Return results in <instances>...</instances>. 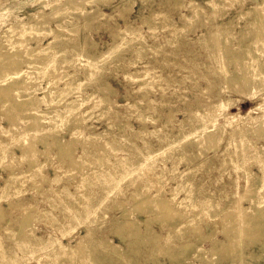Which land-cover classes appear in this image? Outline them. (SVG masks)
Instances as JSON below:
<instances>
[{"label":"rangeland","instance_id":"374dc122","mask_svg":"<svg viewBox=\"0 0 264 264\" xmlns=\"http://www.w3.org/2000/svg\"><path fill=\"white\" fill-rule=\"evenodd\" d=\"M34 1L35 0H0V41L5 38L4 34L7 35L9 27L11 26L9 24L14 25L19 20L28 22L30 20V15L43 9L45 14H49L50 9H48L46 6H40V4L38 3L35 4L36 2ZM46 1L51 2L53 0ZM93 1V3L84 4V9L89 11L87 22L84 20L83 15L77 14L68 15V17L63 20L48 19L49 27L56 28L59 24H61L64 30V34L66 35V39H64L62 42H59L60 44L58 43L59 49L57 50V52L55 51V54H57L58 56L61 55L62 57V59L61 57L60 59L57 58L58 60H60V63L58 65L61 69L59 68L56 70H60L56 73V76L64 73L67 74L69 72L73 73L75 71L74 69H76L77 67H73L72 65L78 66V63H80L79 59L83 58V51L88 52L89 54L98 55L99 58L105 56V54L109 55V57H105V59H107L106 62L100 63L98 65V70L96 71L94 78L89 79L87 82H84L82 85H80V87L76 88V92L74 91L72 93L70 92L69 94H66L62 100V103L60 104V106H62V104H65L66 101L75 99L76 101H79L81 103V105H79V113H83V115L86 114V116L82 115L83 119L78 123L72 120L65 125H62L61 127H59V129H57L60 131H58L57 133L55 132V134L59 138L62 137L63 139L67 138L70 140L72 137L71 132L77 128V130L83 131L81 133L82 136H94V140L88 139V141H85L86 138L84 137H75V154L77 153L80 156H78L76 159L79 163H87V158L90 159L95 157L104 159V161L108 159L109 165L110 160L115 157L118 158L122 155L125 156V154L127 153H131L132 155H130L129 157L131 159V162L121 164L120 166H118V163L112 162V164L118 166L116 168H113L112 164H110L109 166L95 165V163L88 164V166L84 165L87 168L86 172L83 169L85 172L84 174V172L81 173V169L84 167H79L80 169L78 170V166H65V163L59 161L58 157H53L51 159L48 153H56L58 151V146L52 142V144L49 145L48 153L46 154V144L42 141H48V138H46V135L43 134L44 131L35 132L36 134L33 133L34 136H37V138H35L36 152L33 153L35 154V156L33 155V157H31L32 154H28L25 155L22 160H25L23 163H26V160L28 158L31 157L34 160L36 158V165H38L37 169H34L33 175H29L27 173L28 175L26 176L25 174H22V180H16L17 186L15 184V186L10 187L11 189L9 188L8 193L5 197V199L7 200H0V205L3 206L5 210L9 209V212L11 211L10 214H15L6 216L4 221L17 216L19 218L30 217V221L33 223L30 222V225L28 226H30V228H35V232L37 234H48L51 231L58 235L60 233L59 229L65 228L64 231L67 238L65 237L62 240L63 242L68 244H74L75 239L79 234H85L84 226H86V224L88 223H91L94 227L97 226V228L94 230L95 234H93V238H95V241H99L101 240V237L107 236L106 239L110 242L111 245H118L125 251H123V255L118 252L111 253L112 260H114V262H112L113 264H264V194L263 197H261L262 195H258L257 197L255 196L256 200L255 204L253 205V209L251 207V200L247 199L249 197L248 194L250 193L249 190H251L252 188V180H254L257 175H261V170L259 169V165H257L256 160L258 151H264V128L262 127V129L258 131L260 129L258 127L261 123H263L264 119L262 117H259V121L252 122L253 124L246 123L245 121L253 116V114L248 113L253 109H251L249 102L238 101L237 99H234L237 100L235 103L236 105L234 104L230 106L227 111L230 115H236L235 117H213L214 123H208V125L205 126L209 131L207 133H203L204 135L201 133L202 130L199 131V129H193L195 131L190 133L188 129V127L192 129L199 123L204 124L210 119L212 120V117L210 116H213V113L217 112V109L213 107H215L219 103V101L221 102V97H223V95L227 96V98L229 99V90H231L232 87H239L243 84L241 86L243 87V89L239 90L243 91L245 90L244 88L247 85L248 87H251V84L255 82V79L252 80L251 77H254V74H256L255 76H257L260 69L256 68L258 67L257 64H255L253 68L251 66V70L250 68H247L249 67L248 65L250 64V62H248L249 64L245 62L247 59L249 60L251 58V55H249L248 50H245V48H247L248 46L250 48H254L255 44L258 43L260 45L263 44L262 39L264 38V35L261 34L264 32V19L263 21L261 20V22L255 24L253 22L250 23L251 18L255 16V12L251 11L249 13H246L245 11L249 7L251 8L256 3H264V0H233L231 2H226L225 0H196L201 4L200 11L202 13V16H191L188 21L183 20L184 18L182 14H190V11L184 6H180L176 0ZM128 1L133 2V9L128 16L129 24L126 25L123 19L117 16V12L119 8L123 7V4ZM239 3L241 5H239ZM150 12H153L154 16L157 18L167 17V24L164 25V23H159L150 26H148L147 24H143L137 28L136 26L139 25L142 19L148 16ZM100 13L110 15L111 19L107 20L104 17L99 16L98 14ZM245 13L246 15H243ZM45 18L47 19L48 17H46L45 15L44 19ZM115 21L118 23V26L120 28L125 30L124 36L114 38L111 35V26H115ZM253 24L254 26L256 25V28L253 26ZM257 24H259L260 26H258L262 28H260L259 30L261 31L260 34L256 33L258 29ZM132 26H135V28ZM171 27L173 28V31L170 30ZM222 30L230 32L231 34L230 41L227 45L225 44V42L223 43L224 31ZM221 32L223 33V36ZM220 33L221 42H218L217 40L220 39H217L219 38L217 37V35L219 36ZM258 36L262 38H260V41L258 39ZM19 37L20 35L16 36V38H18L20 41L21 39ZM254 37L259 42L255 40ZM29 38V40L23 42L22 46L17 48L18 51L17 49L15 51H11V54L15 55L13 58L17 61H20V63L23 64H20V67L24 69L26 68V65L22 60H27L26 51L31 47H37L39 42L40 44L45 45L52 37L44 38L41 36V34H35L34 36H30ZM62 48L67 51L62 53ZM79 48L81 49L82 53H80ZM218 48L220 49V51H218ZM222 48L227 51H224ZM74 50L75 52L77 51L76 53H74V57L75 54L79 55L78 57L74 58L75 60H73L72 52ZM76 58L78 59L76 60ZM85 59L88 60L86 56L84 60ZM96 60H98V58H96L95 61ZM220 60L222 62H220ZM2 62L4 64V61H1L0 64H2ZM223 63H225L226 65H224ZM78 71L80 72V70ZM242 71L244 73V76ZM153 73L158 75L157 80L153 82L146 81L145 84L141 83L142 80H145L144 78H149ZM237 75H241L243 78H238ZM247 75L250 76L251 81H249V77ZM224 77H226V79ZM232 77L233 79L231 80ZM244 77L248 78V80ZM82 78L84 79L85 77L82 76ZM234 78H236V80ZM229 81L230 84H228ZM239 81L241 84L239 83ZM248 81L250 84L248 83ZM36 83H34L35 85L33 84L32 86H38L37 95L41 96L44 93V89L46 90L45 87L47 84V80H45L44 77V79H39ZM237 83L240 85H238ZM106 84H109L113 88L114 93H108V98L112 100V104H108V109L104 111L103 105L100 107L97 105L98 103H100L98 102L100 95L105 92L101 89ZM224 85H226L225 87L229 86L227 87L229 89L226 88V90H224ZM222 86L224 89L222 88ZM221 92H223V94H221ZM217 95L222 96H219V98ZM225 96L223 97V99L225 98ZM147 100L148 102H146ZM133 102H135L134 110L136 112H131L130 114L127 112L125 107L128 104H133ZM161 102H163L164 105L162 104L160 106L159 103ZM148 103L151 104L152 108L150 107L151 109H149L146 114L147 116H149L148 118L150 120L154 121L152 123L150 120H148V123L144 124L147 127L146 130L151 131V133L143 134L139 132L142 131L141 121L140 119H138L139 115L141 114L139 109L143 106L145 107ZM117 104L119 106H117ZM154 105L159 106H155V108H153ZM111 107L116 108V110L120 112V115L115 116L113 114H110L112 109ZM37 108L41 112L45 113L44 116H46V114H48V112L52 110L51 108H47L44 105V102L39 103L37 105ZM212 108L216 110H213ZM261 108H264L263 103L260 106L254 108V111L259 113ZM210 110H212L210 112L212 115L209 113ZM4 111L5 110L0 109V112H3L2 114L0 113V117H2L0 118V126L8 125V129H10V121L7 118L8 116L5 117L6 112L4 113ZM189 112L194 116L202 115L203 117H194V121V118ZM247 113L248 118L237 117V115L239 116L241 114ZM22 114L28 117L29 113L27 114L26 112V114ZM22 114H20L19 112L18 115H13V117L16 116L14 119L15 122L19 124V126L24 125L26 121V117ZM168 115H170V117ZM171 115L173 116V120L171 119ZM189 116H191V118ZM191 119L194 122H192ZM167 120L169 121L167 122ZM179 121H181V125L183 124V126H185V134L187 136L185 137V139H182H188L187 142L184 143V146L181 148L175 145L174 149L167 151L169 154H165V152L164 155L154 153V155L156 154L155 156L159 157H156L155 164L147 167V170L144 172H138L140 175L138 173L128 175L130 172V170L128 171L129 165L132 164V161L137 162V160H139L137 158H139L140 155H143L141 157H143L144 160L146 158H150L149 153H151L153 150L158 153L161 144H165L168 141H171V138L165 139V137L161 138L162 141L161 139H157V135L159 133H154V128L157 127L159 129L158 132L176 133L178 131V128L180 127L178 124ZM43 124L44 127H50L49 123L46 121ZM225 125L227 126L226 129ZM56 128L54 130H56ZM238 128L242 130V132H238ZM10 131H12L11 133L13 135V138L20 137V139H24V135H18L23 134V132L25 134H30L24 129H22V131L20 132L15 130ZM210 131L213 133V136L220 141H214L215 139H213V136V138L211 139L209 136L212 135ZM236 131L238 134L236 133ZM193 133H196L195 135L201 137L205 135L209 136V138L207 139L203 138L204 140L198 139L197 142L202 144V150L200 151L199 148L196 147V142H193V138L191 137L192 135L194 136ZM27 134L26 137L28 138ZM97 136H99V138ZM115 136L116 138H113ZM130 136L132 137V139H126ZM0 137L4 140L8 139L9 141V138L5 136ZM166 137L169 136L166 135ZM13 138H11V141H13V143L9 142L11 146L9 148L7 146L6 155L3 156L2 162H0V184H3V176H7V174H9V172L13 169L14 172L20 169L19 167V169H17L16 166H14L13 168L9 165L11 164L10 161H13L12 157L17 158L22 152L19 146H17L15 138ZM182 139L178 140L179 143L183 142ZM211 140L213 141V144L211 143ZM129 141L131 143L130 145L133 144L134 146L131 149L133 153L129 152V150L127 152L123 151V148H126L124 147V144H127ZM206 141L209 144L206 143ZM94 144L101 145L102 148L105 147L104 150L107 151V154L105 153L106 155H104L103 153L98 152L97 155L95 152H93L92 155L90 149L95 148ZM210 146L215 147L216 150H213L215 148L212 149ZM208 147H210V149H207ZM86 148L87 153H90L89 155L84 154ZM224 149L226 151H230L231 155L225 158L227 161L226 163L223 162L222 164H220L219 160L223 159V152L221 153V151H225ZM243 149L247 150V157L246 155H242ZM111 153H113V155ZM64 157H66V155H64ZM67 158L69 159L68 155ZM231 159L235 162L234 166H229L230 162L228 161ZM188 161L189 163H187ZM191 161L192 164L190 163ZM187 164H189V166ZM194 165L195 168H193ZM103 166L107 171L111 169L112 172L110 171L103 173ZM166 166H169L171 168L167 169ZM228 166L229 169L227 171H224V169H226ZM26 167H28V165ZM73 167L75 168L73 169ZM91 167L94 168L92 169ZM190 168L193 169L186 174L187 179L185 176L184 180L182 178H178V175H182L186 170ZM242 168H246L245 170L247 172L243 171ZM97 170H100V172L98 171V174L96 173ZM119 172H122L120 174H123L124 176L127 175L128 177H124L123 180H116V182H113L112 175L116 178L118 177L116 173ZM105 174L107 175V179L104 178L106 177ZM92 175L96 176V178ZM156 175H158V177ZM167 175L171 177L169 178V176ZM44 178H46V180ZM50 178L54 179L51 181ZM43 179L45 182L43 181ZM192 179H198V181L195 182V184H189V182H192ZM36 181L37 184L35 183ZM32 182L34 185L36 184V186H34ZM67 182L68 184H71V189H69L74 191V194H77L76 199H78L79 201L83 200L80 206H77V202L75 203V197H71V195L66 192L68 191V189L65 190L64 188L63 191H60L61 189H58V186L66 185ZM102 183H104L105 185V188H102L103 191L100 187L95 191H91V189H93V186L96 185L97 187L99 185H102ZM179 183H183L181 184L182 187H179ZM196 184H201L200 187H198L199 190L195 191L196 193H198V195L199 192H202L203 195L205 193L208 196L211 195L215 197L219 203V206H225V209L231 208V210H233V208L235 207L236 209H234L233 211H231L232 213H230L232 214L231 217H229L228 215L229 218L225 217V219L222 216L225 213L223 211H220L217 215H213L211 218H209V216H199L198 219L195 220L196 223L192 222L186 226L180 224L181 221L183 222L186 219L184 218L183 220L181 217L180 222L176 221L173 229L170 231L169 229H167V232L166 228H163L160 224V215H158L157 217L159 220L158 222L156 221L157 219L155 220V217H151L152 221H155H151L152 223L149 222L150 224H148L147 217H149V215L153 216L154 212L145 213V210L137 211V208H141L142 205H146L153 209L154 204H158L157 198L160 196V190L161 194H163V190L161 188L162 186L164 190H167L166 196H169L168 191L170 187L176 185L173 189L175 193L174 201H176L177 199L183 198L184 192L180 190L181 188L183 189L187 186L192 187ZM32 185L34 187H32ZM79 185L81 186L82 190L80 189ZM37 186L39 187L36 188ZM155 186L156 190H154ZM35 189L40 190H37V192L35 191ZM49 190H56L57 192H59V194L56 195L54 191L52 192ZM101 192H105L106 196H101V194H99ZM53 194H55L54 196H59L60 200L62 201H60L59 198L54 197ZM145 194L146 196H152L150 198V201L147 197L150 203H148V201L146 203V200H143L144 203H142V205L140 204L136 206V211H134L135 209L132 210V217L139 221V229L142 231H145L146 227L149 226L151 231L157 232L162 235H164L165 233L169 234V241L171 242H168V244L166 240L161 239L158 242H149L147 233L144 232V239L145 241L147 240V243H134V245L132 246L127 244V241H131L132 243L135 241V237H130L125 242V240H123L118 234L121 232H119L118 230L117 221L125 219L122 216L123 210L132 208L137 204L138 200H140L141 202L142 199L146 197H144ZM98 197H102L104 199L102 204H99L97 202ZM19 199H27L28 201H26L28 202V204L23 207H13L10 206V204L8 206V200L15 202L19 201ZM155 200H157V203H155ZM171 200L172 201L171 203H169V205L171 206V208L173 207V210H176H174L175 212L183 213L184 210L186 212V210L188 209L182 206H178L177 204H175L173 199ZM36 201L37 203H35ZM29 202L31 204H29ZM92 203H94L93 206H91ZM122 204L124 205L121 206ZM30 205H35L33 206L35 209ZM75 206L77 207L76 210L74 209ZM11 207L13 211L11 210ZM246 207L250 210H245ZM16 209L17 211H15ZM46 209L48 210V213H46ZM30 210L32 212H30ZM242 210H244L245 214L242 212ZM253 210H255L256 212ZM235 211L238 212L237 216ZM247 212L250 213L247 214ZM25 213L26 215L24 216ZM29 214L35 217H31V215ZM182 215L185 216L186 213L181 214V216ZM54 216H56V219H54ZM92 216H100L102 218H100L98 222L92 221V219H90V222L89 217L91 218ZM57 218H62L59 220L60 223H69V225L63 226L60 225V223H56L55 221L58 220ZM34 219L36 220L33 221ZM205 219H207L208 221H206ZM237 220L239 224L237 223ZM53 222L54 224H52ZM196 224L199 227H197ZM14 226L18 227L17 225ZM195 227L201 230H197L194 232L193 229ZM28 228L29 227H27V229ZM7 235L8 233L2 231L0 228V238L4 236H6L7 238ZM197 236H202V242H200L201 245L199 243V247L204 257H198L199 255H201V253H198V251L196 250L188 253V256L186 257H184L185 255H183L181 259L174 258L172 256L174 255L173 252H175L176 254L177 252H180V250H176L181 244L186 245L191 242V239L193 241L194 237ZM194 240H197V238ZM225 243L232 244H230L232 247V250H230L231 252L229 250H219L217 252V255L211 253L212 246L218 248V246H224ZM169 248L177 249L170 251ZM186 248L187 247H184L183 251H186ZM48 251L49 249L47 247L46 250L38 251V249L33 246L31 248H28V251L25 255H21L22 258H27V260L23 263L21 261H17V263L39 264V261L36 260L37 258L40 260L45 259V263L48 264H63L64 262H66L65 258H61L60 260L59 258H55L49 263L50 259L47 258V256L49 255ZM122 256H127L126 258L128 259H122ZM6 261L7 259L1 260L0 258V263L11 264V262ZM93 263L110 264V262H107L106 260H104L103 262Z\"/></svg>","mask_w":264,"mask_h":264},{"label":"bare ground","instance_id":"6f19581e","mask_svg":"<svg viewBox=\"0 0 264 264\" xmlns=\"http://www.w3.org/2000/svg\"><path fill=\"white\" fill-rule=\"evenodd\" d=\"M176 1H177V3L180 6H184L185 8H187L190 11V14L191 15L190 14H185V13L182 14L183 15V18H184L183 20L188 21L191 16L192 17H195V16L196 17H201L202 16V13L200 11L201 4L198 1H196V0H176ZM225 1L226 2H231L233 0H225ZM34 2H36L35 4L38 3V4H40V6L41 5L42 6H46L48 9H50L49 14H45L44 11H43L44 9H43V10H40V11H38V12L30 15V18H29L30 20L28 22H24L22 20H19L14 25L13 24H9L11 26L9 27V30H8L7 35L4 34L3 33L4 31H3L2 33L5 35V38L0 41V63H1V61H4V64L2 62L3 65L0 64V76H1L0 77V109L5 110L4 111V113L6 112L5 113L6 114L5 117L8 116L7 118L8 119H12V120H14L13 118L16 117V116L13 117V115H18L19 112H20V114H22V113H25L26 114V112H27V114L29 113L28 114V117H26V115H24V114H22V115H24L26 117V121H25V125H24V128L23 129L26 132L30 133V134H27V136L29 138L28 149L25 152L23 151V155L21 156L20 160H17L18 163L16 162L17 163V165H16L17 169H19V168L20 169L18 171H15V172L13 171L14 169L11 170L9 172L7 178H5L3 180V182H4L3 185H0V200H3V199L4 200H7V199H5V197H6L7 193H8L9 188L12 187V186H15L16 180H19V181L22 180V178H21L22 177V174L23 175L25 174L26 176L28 174L29 175H33L34 169L35 168L37 169V165H36V161L37 160H36V158H35V160L33 158H31V157H33V155L35 156V154H33V153L36 152L35 151L34 140H33V139H35L36 136H34L33 133L40 132V131H42V132L43 131L44 132L47 131L48 133H55V132L57 133L58 131H60V130H57V129H59V127H61L62 125H65L69 121H72L73 120V121H76V123H78V122H80L83 119V117H82L83 113L82 114L79 113V107H80L79 105H81V103L79 101H76L75 99H72V100L66 101L65 104H62V106H60V104L62 103V100H63V98L65 97L66 94H69L70 92L71 93L74 92L76 90V88L80 87V85H82L84 82H87L89 79H93L94 76H95V74H96V71L98 70V65L100 63L106 62L107 59H105V57L106 58L109 57L108 54L107 55L105 54V56L99 58L98 55L89 54L88 52L83 51V54H82V57L83 58H80L79 59L80 63H78V66L72 65L73 67H77L76 68L77 70L74 69L75 71L73 73L69 72L67 74L63 72L64 74H60V75H57L56 76V73L60 71V70H58V71H56V70L60 68L59 65H58L60 63L59 62L60 60H58V59H60L61 55L58 56L57 54H55V51L57 52V50L59 49V44H60L59 42H62L64 39H66V35L64 34V30H63L61 24H59L56 28L49 27L48 26V23H49L48 22V19H52V20H63V19H66L68 17V15L77 14V15H83L84 16V20L87 22L88 21V17L87 16L89 15V11H87V10L84 9V4L85 3H93L94 1L93 0H53V1L49 2V1H46V0H35ZM239 5H241V4L239 3ZM132 9H133V2L132 1H128V2L124 3L123 4V7L119 8V10L117 12V16L119 18L123 19V21L125 22L126 25L129 24V22H128V16H129L130 12L132 11ZM251 11H254L255 12V16L253 18H251V22L250 23L253 22L255 24V23L261 22V20L263 21V19H264V3H256L251 8L249 7L245 12L246 13H249ZM246 13L243 14V15H246ZM45 15H46V17H48L47 19L46 18L44 19ZM98 15L104 17L107 20L108 19L109 20L111 19V16L108 15V14L100 13ZM112 16H116V15H112ZM167 21H168L167 17L157 18V17L154 16V13L153 12H150V14L148 16L144 17L142 19L141 23L139 25H137L136 27L138 28V27H140L143 24H147L148 26H150V25H153V24H159V23L163 24L164 23V25H165V24H167ZM57 23H59V22H57ZM254 24H253V26H254ZM258 25L259 24H257V26ZM259 26H258V29H257V32H256L257 34H260V32H261V31H259L260 28H261ZM132 27L135 28V26H132ZM226 27H228V26H226ZM231 29H232V27H231ZM170 30L173 31V28L171 27ZM222 31H224V30H222ZM215 32H217V31H215ZM124 33H125V30L122 29V28H120L118 26V23L117 22H116L115 26H111V35L114 38H116V37H122V36H124ZM221 33L219 34V36L217 35V37H219V38L216 37L217 39H220ZM263 33L261 35H264ZM35 34H37V35L38 34H41V36L44 37V38L45 37L46 38L47 37H52V38L45 45H42L39 42L38 45H37V47L34 46L35 48H32V47L29 48V50L26 51V53H27V56H26L27 57V60H22L23 62H25L26 68L25 69L24 68H21L20 67V64H22V63H20V61H17V60H15L13 58L15 55L14 54H11V51H15L17 48H19L20 46H22V44H23L24 41L29 40L30 39L29 37L30 36H34ZM18 35H20V37H19L21 39L20 41H19L18 38H16V36H18ZM222 36H223V33H222ZM230 36H231L230 32L224 31V39H223L224 41H223V43L225 42V44L227 45L228 42L230 41ZM259 36H258V39L260 41V38L261 37H259ZM254 39H255V37H254ZM263 39H262L263 44H261L263 46H261L259 43L258 44H255L254 43L255 44L254 48H250L249 46L247 48H245V50H248L249 55H251V58L249 60L247 59L246 62H245V63L250 62V64L248 63L249 65L246 64V65L249 66L247 68H250L251 66L253 68L254 65L257 64L258 67H256V68L260 69L258 71L257 76H255L256 74H254V77L251 75L252 76L251 79L252 80L255 79L254 81L256 83L253 81L254 83L251 84V87H248V85L247 86L244 85L246 87L244 88L245 90H243V91H239V90L243 89V87H241L243 84L241 86H239V87L238 86L237 87L236 86L232 87V89L229 90V95H228L229 96V99L227 98V96L223 95V97L225 96V98L223 99V97H221L222 98L221 102L218 99L219 103L215 107H213V108H216L217 109V112L216 113L214 112L213 113V116H210V117H212V120L210 119L209 121L205 122L204 124H200L199 123L196 126L194 125L195 127L192 128V129H190V127H188L190 133L195 131L193 129H199V131L202 130L201 131L202 134L203 133H207L209 130H207L205 126L208 125V123H214L213 117H216V118L219 117V116L235 117L236 115H234V114L230 115L229 112L227 111V109H229L230 106L234 105L237 100L238 101L249 102L251 109H253L251 112H248L249 114H253V116L251 118H248V116H247L248 113L247 114H241L239 116L237 115V117H247L248 118L247 121L244 120L246 123H252V122L259 121V117H262L264 119V108H261V110H260L259 113H257L256 111H254V108L260 106L262 103L264 105V40ZM255 40H257V39H255ZM217 41L218 42L219 41L221 42V39L220 40H217ZM217 44H219V43H217ZM64 46H63V48H64ZM228 47H229V45H228ZM63 48L61 49V52L62 53L65 52V51H67V50H64ZM216 49H217V47H216ZM222 49L224 50V48H222ZM17 51H18V49H17ZM68 51H71V50H68ZM79 51H80V53H82V51H81L80 48H79ZM218 51H220V49ZM224 51H227V50H224ZM72 52H73V60H75L74 58L75 57H78L79 55H76L75 54V57H74V53H76L77 51L75 52V50H74ZM85 56L90 61H88L86 59L84 60ZM96 58H98V60L95 61ZM61 59H62V57H61ZM77 59L78 58H76V60ZM225 60H226V58H225ZM220 62H222V61L220 60ZM223 64L226 65L225 63H223ZM252 68H250V70ZM78 70H80V72ZM221 71H222V69H221ZM246 71H248V70H246ZM216 73H218V72H216ZM225 73H227V72H225ZM242 73H243V71H242ZM82 76H84L85 78L83 79ZM237 76H238V78H240V77L243 78L241 75H237ZM243 76H244V73H243ZM247 76L249 77V81H251L250 76L249 75H247ZM44 77H45V80H47V84H46V87H45L46 88V91L44 92L43 95L39 96V95H37L38 86L36 85L35 87H33L32 85L34 83L38 82L39 79H44ZM224 78L226 79V77H224ZM144 79L145 80H142V82H141L143 84H145L146 81L147 82H151V81L153 82V81H155V80L158 79V75L155 74V73H153L149 78H144ZM232 79H233V77L231 78V80ZM234 79L236 80V78H234ZM245 79L248 80V78H245ZM230 81H229L228 84H230ZM249 81H248V83H249ZM239 83H240V81H239ZM223 84H224V82H223ZM225 84H227V83H225ZM240 84H238V85H240ZM225 86L226 85H224V87ZM227 87H229V86H227ZM227 87H225V89H224L223 86H222V88L224 90H226ZM220 89H217V90H220ZM227 89H229V88H227ZM101 90H104L105 92L100 95V98H99V101H98L100 103L97 102L98 103L97 106L100 107V106L103 105V109H104V111H106L108 109V104H112L111 103L112 100H110L108 98V93H110V92L114 93V90H113V88L109 84H106L104 87H102ZM225 92H227V91H225ZM22 93H26V94L25 95H22ZM221 94H223V92H221ZM248 94H250V95H248ZM219 96H222V95H219ZM234 99H237V100H234ZM229 100H231V101H229ZM88 101H87V103H88ZM41 102H44V104L46 105L47 108H51L52 109L50 112H48V114H46V116H44L45 113L41 112L37 108V105L39 103H41ZM146 102H148V100ZM97 103H95V104H97ZM134 104H135V102H133V104L126 105L125 108H126V110H127L128 113L131 114V112H133V113L136 112L134 110V107H135ZM162 104L164 105L163 102L159 103L160 106ZM159 105H154L153 108H155V106H159ZM117 106H119V105L117 104ZM150 107H151V104L148 103L145 107L143 106L142 108L139 109L140 112H141V114L139 115L138 119H140V121H141V128H142V131H139V132H141L143 134H145V133L146 134H150L151 133V131L146 130L147 127L144 125V124L148 123L147 122L148 120H150L148 118L149 116H147V114H146L148 112V110L152 108V107L151 108ZM111 108L112 109H111V113L110 114H113L115 116H119L120 115V112H118L116 110V108H113V107H111ZM158 109H159V107H158ZM216 109H213V110H216ZM189 110H190V108H189ZM154 111H155V109H154ZM211 111L212 110H210L209 113ZM130 114H128V115H130ZM83 116H86V114L83 115ZM168 116L170 117V115H168ZM201 116H198V115L197 116H194V115H192L193 118L194 117H201ZM25 117H21V118H25ZM172 117L173 116L171 115V119H172ZM189 117L191 118V116H189ZM171 119H169V120H171ZM169 120H167V122ZM45 121L49 123V125H50L49 128H46L45 129L44 124H43ZM150 121L153 123L154 120H150ZM191 121L194 122L195 121V118H194V121L192 119H191ZM242 122H243V120H242ZM178 124H179L180 127L178 128V131L176 133L175 132H172V133H170V132H158L159 129L157 127L154 128L153 132L154 133H159L157 135V139H161L162 137H165V139L171 138V141H168L165 144H161V147H159L158 153L156 151H154V150L151 153H149V157L150 158H146L144 160L143 157H141L143 155H140V157L137 158V159H139V160H137V162L132 161V164L129 165L128 171L130 170V172H129L128 175H132L133 173H138V172H141V171L142 172L146 171L147 170V167L152 166L153 164H155L156 157H158V156H155L156 154L164 155V152H165V154H169L167 151L168 150H171V149H174L175 148V145L176 146H179L181 148L184 146V143H186L187 140H188V139L187 140H183V139H185V137H187L186 134H185V126H183V124L181 125V121H179ZM188 124H190V123H188ZM187 126H189V125H187ZM262 127L264 128V121H263V123H261L259 125L258 128H260V129L258 131H260L262 129ZM55 128H56V130H54ZM226 128H227V126L225 125V129ZM78 129H80V128H78ZM71 131H72V129H71ZM237 131L238 132H240V131L242 132V130H240L239 128H238ZM237 131H236V133H237ZM82 132H83L82 130L80 131V130H77V128H76L75 130H73L71 132V135H72L73 140H70V141H67V142L64 141V140H61L59 137L56 138V141L53 140V143H55L58 146V152L55 154L56 155L55 157H58L59 160L62 163L63 162L65 163L68 160L69 161V163H67V166L68 167H71V166L77 167L78 166V170L80 168L84 167V168L81 169V173L84 172V170L86 172V169L87 168L85 166H88V164H92V163L94 164L95 163V165H100V166H102V165H108V159L104 161V159H101V158H95V157L90 158V159L87 158V163H84V162L79 163L78 160H76L77 158L74 157L73 152H72L73 151V147H74V139H75V137H77L76 135H80ZM108 134H110V133H108ZM165 134L168 135L169 137H166ZM193 134H194V136L193 135L191 136L193 138V142H196L197 146L196 145L195 146L197 148H199L200 150H202L201 149L202 148V144H200V143L197 142L198 139L204 140V139L209 138V136H210L211 139L214 137L212 132H211L212 135H209V136H206L205 135V136H202V137L195 135L196 133H193ZM90 136H86V140L85 141H88V139H91V140H94L95 139L94 136H92V135H90ZM97 137L99 138V136H97ZM188 137H189V135H188ZM113 138H115V137H113ZM128 138L129 139L130 138L132 139L131 136L130 137H127L126 139H128ZM181 139L183 140V142L182 143H179L178 140H181ZM213 139H215L214 141H220V140L216 139L215 137ZM161 141H162V139H161ZM116 142H117V140H116ZM119 142H120V140H119ZM83 143H82V145H83ZM109 143H111V142H109ZM206 143H208V142L206 141ZM211 143L213 144V141ZM51 144L52 143H50V145ZM120 144H121V142H120ZM130 144H131L130 141L127 144H124V147H126V148H123L124 149L123 151H126L127 152L129 150V152H132L131 149L134 146H133V144L132 145H130ZM46 146H47V144H46ZM215 146H217V145H215ZM83 147H85V146H83ZM94 147H95L94 148L95 149V153L97 155H98V152H101L104 155L107 154L106 153L107 151L104 150L105 147L102 148L101 145H97V144H94ZM118 147H120V146H118ZM204 147H206V146H204ZM210 147H208L207 149H210ZM89 148H90V146H89ZM211 148L213 149L215 147H211ZM45 149H46V147H45ZM102 149H103V151H102ZM120 149H122V148H120ZM213 150H216V148L213 149ZM225 151H221V153L223 152V159L219 160L220 161V164H222L223 162L226 163L227 161H226L225 158H227L228 156L231 155V152L230 151H228V150L226 152ZM154 153H156V154L154 155ZM247 153L248 152H247L246 149L245 150L244 149L242 150V155H246V157H247ZM24 154H26V155L32 154V156L26 160L27 163H28V167H26L25 169L21 166L22 163L25 161V160H22V158L25 156ZM84 154L89 155V153H87V148H86V151L84 152ZM111 154L113 155V153H111ZM64 155H66V157H64ZM67 155H68L69 159L67 158ZM130 155H131V153H127V154H125V156L122 155V156H120L118 158L117 157H115L113 159L111 158L112 160L109 159L110 160L109 161V165L112 164V162L113 163L114 162L115 163H118V166H120L121 164L127 163V162L130 163L131 162V159L129 158ZM161 155H160V157H161ZM50 157H53V155L50 156ZM82 161H84V160H82ZM163 162H164V160H163ZM228 162H230L229 166H234L235 165V162L232 159L229 160ZM242 162H244V161H242ZM187 163H189V161ZM190 163L192 164V161ZM256 163H257V165H259V169L261 170V175H257L254 178V180H252V188H251V190L248 189L250 191V193L247 191L249 193L248 194L249 197L247 199L248 200H251V203H252L251 207H252V209H253V205L255 204V200H256L255 199V196L257 197L258 195H262L261 197H263V194H264V151H261V152L258 151ZM112 165H113V168L118 167L115 164H112ZM187 165L189 166V164H187ZM229 166L225 169L226 171L229 169ZM75 167H73V169ZM103 168H104V169H102L103 173L104 172L106 173V172H110L111 171V169L107 171L104 166H103ZM166 168L167 169H170L171 167L166 166ZM193 168H195V165H194ZM193 168H190V169L186 170L182 175H178V178H182L184 180V176H185L186 179H187L186 174L189 171H192ZM73 169H72V171H73ZM107 169H108V167H107ZM245 169L246 168H244V169L242 168L243 171H246ZM98 171L100 172V170H97L96 171L97 174L99 173ZM85 172H84V174H85ZM120 173H122V172L116 173L118 175V177H116V178H115V176L112 175L113 182H116V180L117 181L123 180L124 177H128L127 175L124 176L123 174H120ZM100 174H102V173H100ZM94 175H92V176L96 178V176H94ZM144 175H145V173H144ZM169 175H167V176H169ZM156 176L158 177V175H156ZM170 177L171 176H169V178ZM104 178L107 179V175ZM44 179L46 180V178H44ZM44 179H43V181H44ZM53 179L50 178V180H53ZM170 180H172V179H170ZM153 182H155V181H153ZM186 182H188V181H186ZM35 183L37 184V181ZM32 184H33V182H32ZM36 184L35 185L33 184V185L36 186ZM181 184H183V183H179V187L181 186ZM189 184H190V182H189ZM33 185H32V187H34ZM16 186H17V184H16ZM69 186L67 185L65 187V190ZM99 186H100L101 190H102V188L103 189L105 188L104 183H102V185H99ZM175 186L170 187V189L168 191L169 192V196H166L167 190H164L163 186L161 187L162 190H163V194H161V190H160V192H159V195L160 196L157 198L158 204H154L153 209L150 208V207H148V206H146V205H144V206L142 205V203H144L143 200H146V203H147L148 199L150 201V198L152 197V196L150 197L149 195L146 196V194H145L144 197L145 196L146 197L145 198L142 197L144 199H142L141 202H140V200H138V201L136 200L137 201V204L135 206H133L130 209L127 208V209L123 210L122 216L125 219H122V220H118L117 221L118 222V224H117L118 230H119V232H121V233H118V234L121 236V238L123 240H128V238H130V237H135L134 238V240H135L134 242L131 243V241H127V244L132 245V246L134 245V243L135 244H137V243H145L146 244L147 243V240L145 241V239H144V232L147 233V238L149 239L148 240L149 242L150 241H152V242H158V241H160V239L161 240H166L167 241V244H168V242L169 243L171 242V241H169V234H167V233H165L166 235L165 234L162 235V234H159L157 232L151 231V229H150L149 226L146 227V230L145 231H142V230L139 229V221L136 220V219H134L132 217L133 216L132 215V210L135 209L136 206L137 205H140V204L142 205L143 208L142 207L141 208L139 207V208H137L138 209L137 211H139V210H143L144 211L145 210L146 211L145 213H149V212L153 213L154 212L153 216L149 215V217H147L148 224L154 222L156 219H157L156 220L157 222L160 220V224L162 225L163 228H166V231H167V229H169V231L172 230L173 227L175 226L176 221L177 222H180L181 217H182L183 220H184V218H186V219L183 222L181 221L180 224L183 225V226H186V225H189V223H192V222L196 223L195 220H197L199 216L200 217H202V216H209V218H211L213 215H217L220 211H223L225 213L224 215H222L224 218L225 217H228V215H229V217H231V215H232V214H230V213H232L231 211H233L234 209H236L235 207L233 208V210H231V208L230 209L229 208L228 209L227 208L225 209L224 208L225 206H223V207L222 206H219L218 201L216 200V198L213 197V196H211V195L208 196L207 194H204V195L200 194V200L199 201L194 200L193 198H194V192L195 191L193 189H191V186H187L186 188H183V189L181 188L180 190L184 192L183 193V198L182 199H177L176 201H174V199H175V193H174L173 189L175 188ZM38 187L39 186H37L36 188H38ZM153 187H154V185H153ZM80 189H81V186H80ZM37 190H40V189H37ZM37 190L35 189V191H37ZM63 190H64V188L61 189L60 191H63ZM154 190H156V186H155V189ZM49 191H52V192L54 191L56 195L59 194V192H57L56 190H49ZM91 191H95V190H91ZM19 193H20V191H19ZM44 193H45V191H44ZM37 194H39V193H37ZM55 194H53V196ZM99 194H101V196H106V193L105 192H101ZM243 196H244V194H243ZM54 197H57V196H54ZM147 197H148V199H147ZM57 198H59V196ZM171 199H173V201L175 202V204H177L178 206H182L184 208H188L186 210V212L183 209L184 210L183 213H186L185 216H183V215L181 216V214H183V213L175 212L176 210L174 209L175 210L174 211L172 209L173 207L171 208V206L169 205V203H171V201H172ZM26 200L27 199H19V201H15V202L8 200V206L10 204V206H13V207L14 206H18V207H21L22 206L23 207V206H26L28 204V202H27L28 200L27 201ZM59 200H60V198H59ZM103 200L104 199L102 197H100V198L98 197L97 198V202L99 204H102L103 203ZM157 200H155L156 201L155 203H157ZM245 200H246V197H245ZM60 201H62V200H60ZM149 201H148V203H150ZM30 202H29V204H31ZM69 202H70V200H69ZM82 202H83V200H80V201L77 200V206H80V204ZM35 203H37V201ZM119 203H121V202H119ZM92 204L94 205V203H92ZM263 204H264V202H263ZM93 205H91V206H93ZM123 205L124 204H122L121 206H123ZM33 206H35V205H32L31 207L34 208ZM28 208H30V207H28ZM7 209H8V207H7ZM74 209L76 210L77 207L75 206ZM246 209H247V211L250 210L247 207L245 208V210ZM11 210H12V207H11ZM15 211H17V209ZM134 211H136V209ZM237 211H235L236 212V216H237V213H238ZM253 211H255V210H253ZM10 212H9V209L8 210H5V208H3V206L0 205V228H1L2 231H5V232L8 233L7 238H6V236L0 238V258H1V260L7 259L6 262H11V264H14V263L15 264H18L17 261H19V262L21 261L22 263L25 262L27 260V258H22L21 255L22 254L25 255L26 252L28 251V248H31L33 246H35L38 249V251H40V250H46V247H47L49 249V251H48L49 255L47 256V258L50 259L49 260V263H50V261H52L55 258H59V260L61 258H65L66 262H64L63 264H96V263H93V262H103L104 260H106L107 262H110V264H113L112 262H114V260H112L111 253L112 252L113 253L114 252H118V253H120V254L123 255V253L125 252L122 248H120V246H118V245H115V246L111 245L110 242L106 239L107 236L101 237V240H99V241H95L94 240L95 238H93V236H94L93 234H95L94 230L97 228V226L94 227L91 223H88V224H86V226H84L85 227V234H79L76 237L74 244H68V243L63 242V240H62L65 237L67 238V236L65 235V231H64L65 228L59 229V232L60 233L58 235H56L54 232H51V231L48 234H37L35 232V228H32V227L30 228V226H28V225H30L29 223L31 222L30 221V217L29 218H19L17 216V217H14L16 219L10 218V219H7L6 221H4V219L6 218V216H10L11 214H14V213H11L10 214ZM30 212H32V211L30 210ZM242 212L244 213V210H242ZM27 213H28V211H27ZM46 213H48V210L47 209H46ZM249 213L247 212V214H249ZM54 214H56V213H54ZM244 214H243V216H244ZM25 215H26V213L24 214V216ZM29 215H31V214H29ZM158 215H160L159 216V218H160L159 220L157 218ZM27 217H28V215H27ZM31 217H35V216H32L31 215ZM151 217H155V220L152 221ZM100 218H102V217H100V216H94L93 217L92 216L91 218L89 217V221L91 222L90 219H92V221L98 222V220ZM136 218H137V216H136ZM54 219H56V216H54ZM57 219L58 220L55 221V222L56 223H60L59 220L62 219V218H57ZM63 219H68V218H63ZM257 219H256V221H257ZM35 220L36 219H34L33 221H35ZM31 223H33V222H31ZM56 223H55V225H56ZM166 223H167V225H166ZM237 223L239 224L238 220H237ZM35 224H37V223H35ZM52 224H54V222ZM14 225H17L18 227H15ZM60 225L67 226V225H69V223L68 224H65V223L62 224V222H61ZM98 225H99V223H98ZM27 227H29L30 229L29 228L27 229ZM197 227H199V226L197 225ZM193 230L195 232V231L201 230V229H198V228L195 227ZM245 233H246V231H245ZM200 234H198V235H200ZM207 237H209V236H207ZM196 238H197V240H194ZM194 239H193V241L191 239V242H189L186 245L185 244H181L178 249L177 248H175V249L169 248L170 251L171 250H176V249H177L176 251H179L180 250V252H177V254L175 252H173L174 255H172V256L174 258H180L181 259V257L183 255H185L184 257H186V256H188L187 254L190 253L193 250H196V251H198V253H201V251H200L201 249L199 247V243L202 242L201 241L202 236L201 237H199V236L194 237ZM231 243H228V244L225 243V245L223 244L224 246H218V248L212 246L211 253H214L215 255H217V252L219 250H224V251L225 250H229L230 251V250H232L231 249L232 248L231 247V245H232ZM157 245H158V243H157ZM200 245H201V243H200ZM181 247H183V248L184 247H187L185 249L186 251H183V248H181ZM126 257L127 256H122L121 258L122 259H128ZM198 257H204V255L201 253V255H199ZM36 260L39 261V264H48V263H45L46 262L45 259H43V260L41 259L40 260V259L37 258ZM0 264H3V263H0Z\"/></svg>","mask_w":264,"mask_h":264},{"label":"crops","instance_id":"0c3cea01","mask_svg":"<svg viewBox=\"0 0 264 264\" xmlns=\"http://www.w3.org/2000/svg\"><path fill=\"white\" fill-rule=\"evenodd\" d=\"M46 90L44 89V91L43 92H45ZM26 93H22V95H25ZM44 94V93H43ZM45 105V104H44ZM41 106V105H40ZM46 106V105H45ZM41 108V107H40ZM45 110V109H44ZM0 118H2V117H0ZM14 119V118H13ZM9 121H10V125H9V128L10 129H8V125L7 126H0L1 127V133H0V136H5V137H7V138H9V141H8V139H6V140H4V139H1V137H0V162H2V158H3V156H5L6 155V152H7V150H6V148H7V146H8V148L11 146V144L10 143H13V141H11V138H13V135H12V131H10V130H15V131H18V132H20V131H22V129L24 128V125H20L19 126V124L17 123V122H15V119L14 120H12V119H9ZM47 126H45V128H46ZM49 127V126H48ZM47 127V128H48ZM27 134V133H26ZM26 134L23 132V134H18V135H20V136H23L24 135V139H20V137H14L15 138V141H16V144H17V146H19V148L22 150V152H21V154L16 158H14V157H12V159H13V161H11V164H9L10 166H16L17 165V163H18V161L17 160H20V158H21V156L23 155V151L25 152L27 149H28V145H29V138H27L26 137ZM43 134H45L46 135V138H48V141H46V140H43L42 142L43 143H45V144H47V146L49 147V145H50V143H52L53 142V140L54 141H56V138H57V135L55 134V133H47V131L46 132H44ZM36 136V135H35ZM77 137H79V138H86L85 136H82L81 134L80 135H78ZM13 138V139H14ZM35 138H37V136L35 137ZM115 138H116V136H115ZM27 139V140H26ZM39 139V138H38ZM50 139L52 140V141H50ZM60 139L61 140H64V141H70V140H73V138L71 137V139L69 140V139H67V138H65V139H63L62 137H60ZM76 139V138H75ZM75 139H74V141H75ZM34 140V143H35V139H33ZM10 142V143H9ZM75 143V142H74ZM158 145V144H157ZM47 146H45L46 148H47V152H46V154L48 153V147ZM35 147H36V143H35ZM75 145H74V147H73V155H74V157H78L79 156V154H75ZM91 150V154L93 153V152H95V149L93 148V149H90ZM38 151V150H37ZM199 151H200V149H199ZM58 152V151H57ZM56 152V153H57ZM44 153V152H43ZM56 153H53V154H51V153H48V155H50V156H52L53 155V157H55L56 155ZM90 154V153H89ZM24 155H26V154H24ZM93 155V154H92ZM53 157H51V159L53 158ZM80 157V156H79ZM9 160H10V158H9ZM59 160V159H58ZM60 161V160H59ZM17 162V163H16ZM67 163H69V161L67 160L66 162H65V166H67ZM197 164V163H196ZM28 165V163L26 162V163H22V167H26ZM38 166V165H37ZM210 166H212V165H210ZM219 166V165H218ZM221 167V166H220ZM25 169V168H24ZM224 171H226L225 169H224ZM7 176H8V174H7ZM7 176H3V178H2V180H4L5 178H7ZM51 179H53V178H51ZM52 181V180H51ZM198 181V179H192V182H190V184H195V182H197ZM4 183V182H3ZM0 185H3V184H0ZM71 186V184H68V182H67V184L66 185H60V186H58L59 188L58 189H63V188H65L66 186ZM199 185V186H198ZM200 185L201 184H196V185H194V186H192L191 187V189H193L194 191H196V190H199V188L198 187H200ZM70 186L69 187H67V189H68V191H66L67 193H69L70 195H71V197H75V202H77V200L78 199H76L77 198V194H74V191H72V190H70L71 188H70ZM94 187H96V185L95 186H93V189H91V190H96L97 188H99L100 186H97L96 188H94ZM70 188V189H69ZM66 189V190H67ZM200 194H202L203 195V193L202 192H199V195H198V193H196V192H194V200H196V201H199L200 200ZM205 194V193H204ZM75 195V196H74ZM219 204V203H218ZM93 205V204H92ZM13 218V217H12ZM206 221H208L207 219H205ZM127 240H125V242H126ZM127 245V244H126Z\"/></svg>","mask_w":264,"mask_h":264}]
</instances>
